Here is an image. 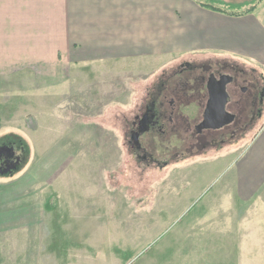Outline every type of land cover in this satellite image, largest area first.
Wrapping results in <instances>:
<instances>
[{
  "label": "rangeland",
  "instance_id": "1",
  "mask_svg": "<svg viewBox=\"0 0 264 264\" xmlns=\"http://www.w3.org/2000/svg\"><path fill=\"white\" fill-rule=\"evenodd\" d=\"M165 61H108L77 73L34 62L0 79V139L14 135L28 146L18 169L0 176L1 255L26 264L24 254L3 248L19 253L28 242L33 257L43 254L46 233L38 239L23 217L43 221L46 200L69 199L98 218L95 237L80 240L82 264H99L87 261L86 246L101 253L102 264H264V185L242 197L227 181L250 140L192 157L145 149L154 161L126 144L125 129L157 80L174 83L166 79L171 73L177 83L188 80ZM263 121L264 113L250 139Z\"/></svg>",
  "mask_w": 264,
  "mask_h": 264
},
{
  "label": "crops",
  "instance_id": "2",
  "mask_svg": "<svg viewBox=\"0 0 264 264\" xmlns=\"http://www.w3.org/2000/svg\"><path fill=\"white\" fill-rule=\"evenodd\" d=\"M255 1L0 0V79L27 71L34 62L68 65L66 73H77L108 61L166 60L177 66L190 58L233 61L264 79V0ZM242 4L240 10L227 7ZM227 181L242 197L264 185V121L233 161ZM55 201L43 204L48 213L43 221L38 215L23 217L24 228L38 239L46 233L43 254L33 257L28 242L19 253L15 246L3 248L9 255L24 254L26 264H82L80 240L95 237L98 218L77 200ZM87 250V261L103 263L101 253ZM1 253L0 264H16Z\"/></svg>",
  "mask_w": 264,
  "mask_h": 264
},
{
  "label": "flooded vegetation",
  "instance_id": "3",
  "mask_svg": "<svg viewBox=\"0 0 264 264\" xmlns=\"http://www.w3.org/2000/svg\"><path fill=\"white\" fill-rule=\"evenodd\" d=\"M176 72H188V80L177 83V75L171 73L166 79L174 83H160L165 78L160 77L127 125L124 139L132 154L144 161L154 156L145 149L160 151L162 156L180 152L192 157L251 140L264 113L261 76L228 60L184 62ZM164 88L171 89L164 94ZM164 106L169 110H162ZM147 136L152 139L145 141ZM0 149V176L11 175L22 164L21 150L18 153L9 143Z\"/></svg>",
  "mask_w": 264,
  "mask_h": 264
},
{
  "label": "trees",
  "instance_id": "4",
  "mask_svg": "<svg viewBox=\"0 0 264 264\" xmlns=\"http://www.w3.org/2000/svg\"><path fill=\"white\" fill-rule=\"evenodd\" d=\"M259 1H261V0H256L254 2V4H256V2H259ZM203 6L211 8L213 10L215 9V8H213V4H211V5L203 4ZM243 6L244 5L242 4V5H237L234 7L233 6H227V7H228V9H232V10H234V9L240 10L241 8H243ZM251 10H253V7L248 9L245 13H249ZM7 143L14 145L16 149L23 151L24 152L23 154L26 157V154L28 153V146L23 140H21L20 138H18L17 136H14V135L4 136L0 139V145L7 144ZM25 162H26V159L23 161V163H25Z\"/></svg>",
  "mask_w": 264,
  "mask_h": 264
},
{
  "label": "water",
  "instance_id": "5",
  "mask_svg": "<svg viewBox=\"0 0 264 264\" xmlns=\"http://www.w3.org/2000/svg\"><path fill=\"white\" fill-rule=\"evenodd\" d=\"M0 151H1V149H0Z\"/></svg>",
  "mask_w": 264,
  "mask_h": 264
}]
</instances>
